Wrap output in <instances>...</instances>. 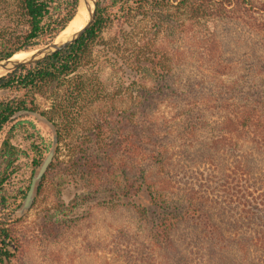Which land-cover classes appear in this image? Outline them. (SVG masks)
Here are the masks:
<instances>
[{"label":"trees","instance_id":"1","mask_svg":"<svg viewBox=\"0 0 264 264\" xmlns=\"http://www.w3.org/2000/svg\"><path fill=\"white\" fill-rule=\"evenodd\" d=\"M53 3L0 0V60L68 27L79 0L63 11ZM115 23L125 33L140 28L130 61L152 82L136 84L129 108L100 112L84 137L92 148L79 149L82 174L99 181L109 197L123 199L137 217V226L113 233L105 249L121 264H264V2L99 0L81 39L0 77V135L18 111H36L38 95L86 70L93 44ZM177 38L184 39V75L164 61L161 43ZM236 71L230 83L215 80ZM82 79L66 105L54 104L58 113L70 118L83 110ZM87 97L93 105L111 101L93 92ZM163 106L169 113L161 114ZM1 150L7 157L17 153L9 139ZM39 155L36 169L44 159ZM5 198L0 264H10L17 242L16 209Z\"/></svg>","mask_w":264,"mask_h":264},{"label":"rangeland","instance_id":"2","mask_svg":"<svg viewBox=\"0 0 264 264\" xmlns=\"http://www.w3.org/2000/svg\"><path fill=\"white\" fill-rule=\"evenodd\" d=\"M71 1L54 0L52 6L63 11ZM55 14V18L58 17V12L55 11ZM139 29L126 28L125 33L119 24L110 25L103 38L93 44V63L86 70L71 76L63 87L55 85L53 93L36 97V111L52 117L58 143L54 165L33 207L23 215H20L19 209L39 169L35 168V159L40 157L39 153L46 158L54 145L55 132L49 124L34 116H22L13 117L0 135V180H4L0 196L6 197L7 206L16 209L13 216L16 218L17 242L10 264H121L120 258L115 253L109 254V248L105 249L104 245L113 233L125 225L135 228L136 214L123 199L109 197L104 188H100L99 181L83 175L77 159L79 149L91 147L89 139L84 137L99 113L111 106L118 110L129 108L135 101L136 84L152 82L149 74L136 72L130 61L136 54ZM55 38L17 56H27ZM178 39H164L161 45L167 65L184 75V39ZM237 74L236 71L217 76L215 80L230 83ZM84 76L87 81L84 82L86 95L79 99L78 104L83 110L70 118L62 111L58 113L54 104H63V101L66 105L69 93ZM92 92L110 96L111 101L93 105L92 99L87 97ZM160 111L167 114L169 108L163 106ZM6 139L16 149L15 157H7L2 152ZM5 212L8 210L0 206V213ZM115 250H118L117 246Z\"/></svg>","mask_w":264,"mask_h":264},{"label":"water","instance_id":"3","mask_svg":"<svg viewBox=\"0 0 264 264\" xmlns=\"http://www.w3.org/2000/svg\"><path fill=\"white\" fill-rule=\"evenodd\" d=\"M82 4L84 5V7H86L88 11V20L82 29H80L79 31L75 33H72L69 36H64L62 34L64 31L63 30L59 35L56 36V38L53 41L46 44L45 46L38 48L35 51L30 52L28 56H26L25 58L14 59V56H15L14 55L9 58L1 59L0 60V70L3 71V74L0 77L24 65L37 64L38 62H41L45 60L46 58L53 56L57 54L58 52L68 48L69 46L77 42L79 39H81L82 36L91 27V25L93 24L97 16L98 0H79L77 13L80 10ZM22 116H34L38 120L49 124L54 129L55 137H54V145L52 149L50 150V152L48 153V155L42 162L41 166L39 167L38 171L32 178L31 186L19 209L20 215L25 214L27 211H29L33 207L36 197L39 193V187H40V184L42 183L43 177L47 173L48 168L50 167L51 163L54 160V156L56 152L55 151L56 145L58 143V135H57L56 127L54 123L48 117H46L40 112L29 110V109L20 110L13 117L17 118V117H22ZM0 195H1V188H0Z\"/></svg>","mask_w":264,"mask_h":264},{"label":"bare ground","instance_id":"4","mask_svg":"<svg viewBox=\"0 0 264 264\" xmlns=\"http://www.w3.org/2000/svg\"><path fill=\"white\" fill-rule=\"evenodd\" d=\"M88 20V11L86 9V7H84V5L82 4L80 10L78 11L77 15L75 16V18L70 22V24L68 25V27L63 31V35L64 36H69L72 33H75L77 31H79L80 29H82L85 25V23ZM16 54L14 56V59H22L25 58L26 55H19ZM28 56V55H27ZM3 74V71L0 70V76Z\"/></svg>","mask_w":264,"mask_h":264},{"label":"flooded vegetation","instance_id":"5","mask_svg":"<svg viewBox=\"0 0 264 264\" xmlns=\"http://www.w3.org/2000/svg\"><path fill=\"white\" fill-rule=\"evenodd\" d=\"M43 114V113H42ZM44 115V114H43ZM47 117V116H46ZM50 119V118H49ZM52 121V120H51Z\"/></svg>","mask_w":264,"mask_h":264}]
</instances>
